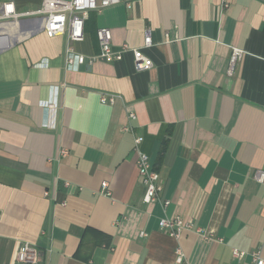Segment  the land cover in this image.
<instances>
[{
  "label": "crops",
  "instance_id": "0c3cea01",
  "mask_svg": "<svg viewBox=\"0 0 264 264\" xmlns=\"http://www.w3.org/2000/svg\"><path fill=\"white\" fill-rule=\"evenodd\" d=\"M11 1L19 13L41 5ZM100 28L152 67L136 70L131 52L89 63ZM84 32L69 43L38 18H0V264H21L22 243L41 264H176L177 249L183 264L264 260V0H136L90 12ZM67 47L86 58L73 70ZM104 94L118 98L101 105ZM128 113L159 175L151 204ZM162 218L192 228L174 239Z\"/></svg>",
  "mask_w": 264,
  "mask_h": 264
},
{
  "label": "built area",
  "instance_id": "2783aa9c",
  "mask_svg": "<svg viewBox=\"0 0 264 264\" xmlns=\"http://www.w3.org/2000/svg\"><path fill=\"white\" fill-rule=\"evenodd\" d=\"M136 0H41L40 9L28 13H19L16 11L11 0L2 3L1 19L17 23L21 18H38L41 22V29L44 34L49 37L66 36L69 43L81 42L84 38V24L88 18V14L92 11L101 12L104 9L123 4L126 8H130L131 4ZM2 38V37H0ZM96 39L98 42L99 52L97 55L87 57L89 63L96 60L119 61L123 54L131 52L134 59L135 68L138 71L148 70L152 67V62L146 58L139 50L131 49L126 45L121 46L118 50H114L111 44L112 35L108 28H100L96 31ZM144 47L152 45L151 37L147 32L143 40ZM7 45V44H6ZM242 51L233 49L229 58V74L233 71L234 65L241 58ZM86 58L77 54L71 48L67 47L65 52V63L67 68L73 70L76 66L83 64ZM118 96L113 94H104L99 97L101 105H113ZM129 124L122 128L123 132L133 135V150L137 154V169L141 182L145 186V193L142 201L145 204H151L158 198L161 192L159 184V175L151 166L148 156L138 150L142 142V138L135 135L130 122L135 119L133 113H128ZM60 157L68 155L67 149H60ZM254 179L258 184L264 185V172L256 171ZM168 202H163L166 207ZM159 229L166 235L178 239L184 231L191 230L192 226L188 222L180 218H162L158 222ZM143 236V234H141ZM235 258H241L242 252L233 250ZM254 264H264V260L260 257L259 251L251 254ZM184 257L180 249L176 250V264H183ZM16 262L21 264H41L39 254L33 246L22 243L19 244L16 252Z\"/></svg>",
  "mask_w": 264,
  "mask_h": 264
}]
</instances>
